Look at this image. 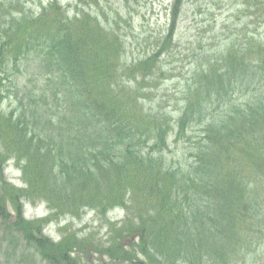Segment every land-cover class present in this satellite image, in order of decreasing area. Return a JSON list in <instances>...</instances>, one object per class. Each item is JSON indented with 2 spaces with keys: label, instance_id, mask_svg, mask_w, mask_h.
<instances>
[{
  "label": "trees",
  "instance_id": "16d2710c",
  "mask_svg": "<svg viewBox=\"0 0 264 264\" xmlns=\"http://www.w3.org/2000/svg\"><path fill=\"white\" fill-rule=\"evenodd\" d=\"M253 1L252 14L264 21V0ZM15 2L0 0V241L12 248L3 257L22 246L14 264H92L93 254L99 264H205L208 242L217 264H227L231 242L250 253L246 236L263 208L256 187H264V40L234 34L199 62L172 119L163 105L144 112L143 88L130 83L159 79L185 0H172L166 32L132 65L120 62L121 35L90 10L71 13L60 0L38 12L12 10ZM30 71L34 83L18 88ZM10 94L18 112L2 107ZM171 135L187 149L186 169L164 157ZM11 159L23 186L5 176ZM36 201L49 213L24 216L25 203ZM115 206L125 217L109 223L100 243L66 225L57 240L44 232L53 218Z\"/></svg>",
  "mask_w": 264,
  "mask_h": 264
},
{
  "label": "rangeland",
  "instance_id": "374dc122",
  "mask_svg": "<svg viewBox=\"0 0 264 264\" xmlns=\"http://www.w3.org/2000/svg\"><path fill=\"white\" fill-rule=\"evenodd\" d=\"M47 1L16 0V6L12 10L21 8L26 11L35 10L38 12L41 4H46ZM60 1L71 13L79 8L90 10L102 24L107 22L110 28L115 29L117 31L114 30L115 33L121 35L124 43V53L120 57V62L125 61V64L128 65H132L137 59L144 58V54L150 53L155 48L156 41L166 32L170 21L169 9L172 2V0H101L100 3L95 4L91 2L82 3L79 0ZM253 4H255L253 0H185L183 13L179 19L178 32L174 40L177 46L173 48V53L170 56L164 57L162 55L160 62H158L163 71L162 74L158 72L159 79L156 81L148 79L137 84L134 81L130 83L138 92L143 88V99H140L143 111L151 112L152 110L155 112L161 109L163 105L164 108H162L168 110L172 114V119H175L180 113L179 108L182 105L180 90L185 86V83L192 81L193 70L199 62L206 63L210 55L220 53V50L229 43L230 37L234 34L240 36L254 31L258 34L257 37L264 40V21L252 14L253 7L256 9ZM32 77L35 76L31 74V71L20 75L18 88H22L24 84L28 86L33 84V80L29 82ZM38 81L39 79L36 80V82ZM32 99L24 98L22 104L28 105L27 108L30 106L34 110L37 107H35V102ZM2 102V107L7 111L15 109L18 112L22 108L21 103L11 94ZM37 112L40 113V111ZM43 120L44 117H41L40 121L43 122ZM174 124L175 122L172 121L171 125ZM45 128L48 134L54 132L53 128L47 127L46 124ZM172 138L173 135H171L169 144L163 153L164 157L167 160H173L182 169H186L185 165L188 166L191 163L189 158L185 156L187 149L184 148L183 142L173 143ZM6 164L4 171L6 178L16 186L25 185L20 177L21 171L15 166L14 161L11 159ZM256 188L261 195L260 201L263 200V208L259 214L261 224L258 225L255 216H252L256 231L246 236L247 239L253 241L254 248L245 255L239 247H233L234 244L231 242L232 248L225 247L226 254H229L224 259L227 264H264V243L261 246L260 244L256 246V243L264 238V187ZM24 210V216L28 218L44 217L49 213L45 202L42 201L28 204L26 202ZM125 213L126 211L118 206L99 216L95 214L94 210H84L80 216L68 214L53 218L45 228V233L57 240L61 233L65 232L63 226L66 225L79 234L90 233L96 243H100L106 240L109 223L118 225L119 221L125 217ZM249 225H251V219H249L247 227ZM238 234L243 233L239 232ZM5 247H8L7 242L0 241V260L6 264H14L15 260L19 259L17 253L23 251L22 246H18V249L15 248V257L10 258H4L2 255ZM8 248L11 251L12 248ZM88 250L92 251L93 249ZM95 256L97 255L93 254L92 264H99ZM203 256L205 264L208 261V264H214L215 259H219V257L215 258V250L213 246H210V242L207 243Z\"/></svg>",
  "mask_w": 264,
  "mask_h": 264
}]
</instances>
